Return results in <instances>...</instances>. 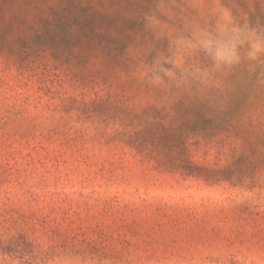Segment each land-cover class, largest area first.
<instances>
[{"label": "rangeland", "instance_id": "374dc122", "mask_svg": "<svg viewBox=\"0 0 264 264\" xmlns=\"http://www.w3.org/2000/svg\"><path fill=\"white\" fill-rule=\"evenodd\" d=\"M0 264H264V0H0Z\"/></svg>", "mask_w": 264, "mask_h": 264}]
</instances>
